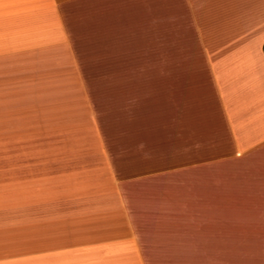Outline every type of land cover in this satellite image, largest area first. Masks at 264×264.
I'll list each match as a JSON object with an SVG mask.
<instances>
[{
    "label": "crops",
    "instance_id": "crops-1",
    "mask_svg": "<svg viewBox=\"0 0 264 264\" xmlns=\"http://www.w3.org/2000/svg\"><path fill=\"white\" fill-rule=\"evenodd\" d=\"M209 262L264 264V0H0V264Z\"/></svg>",
    "mask_w": 264,
    "mask_h": 264
},
{
    "label": "rangeland",
    "instance_id": "rangeland-1",
    "mask_svg": "<svg viewBox=\"0 0 264 264\" xmlns=\"http://www.w3.org/2000/svg\"><path fill=\"white\" fill-rule=\"evenodd\" d=\"M96 85L98 86V84H95V87H96ZM207 252V251H206ZM211 253H213V252H211ZM212 261V260H211ZM213 262V261H212ZM226 263H228V262H223V264H226ZM209 264H211L210 262H209Z\"/></svg>",
    "mask_w": 264,
    "mask_h": 264
}]
</instances>
